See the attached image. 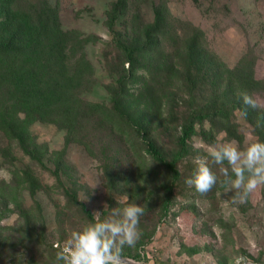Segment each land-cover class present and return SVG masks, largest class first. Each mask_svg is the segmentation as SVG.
I'll return each mask as SVG.
<instances>
[{
    "label": "rangeland",
    "instance_id": "1",
    "mask_svg": "<svg viewBox=\"0 0 264 264\" xmlns=\"http://www.w3.org/2000/svg\"><path fill=\"white\" fill-rule=\"evenodd\" d=\"M48 1L59 10L68 48L74 49L68 50V59L61 58L60 67L70 71L71 81L63 80L62 95H54V102L67 100L74 111L82 109L77 120L82 125L72 132V124L60 115L62 109L48 110L50 116L44 112L28 117L27 122L22 104L14 103L23 110L20 116L30 139L22 146L9 129L0 127V264H62L56 256L63 242L90 223L73 195L93 214L101 212V218L114 207L143 205L142 236L135 248L124 249L127 258L137 257L131 259L142 264H234L243 257L264 264V185L246 203L234 202L235 192L227 190L220 171L228 168L231 175L227 163L212 166L217 184L207 194L185 183L195 170L193 157L204 155L208 145L235 141L243 150L258 140L242 111L232 114L237 131L221 130L207 137L199 130L190 141V155L178 162L180 178L175 181L147 153L133 123L136 118L144 122L157 146L172 158L180 134L177 119L180 122L188 109L182 101L187 87L173 74L179 97L177 104L170 105L171 93L161 84L164 69H157L156 76L152 66L162 61L164 47L173 55H184L183 39L196 32L222 67L238 70L241 66L239 72L245 77L253 72L262 88H255L251 97L264 109V0H129L116 35L109 22L110 8L117 0ZM155 6L167 8L171 26L167 36L160 38L161 48L148 51L146 33L155 22ZM118 39L128 44L132 40L139 49L141 68L134 75ZM73 63L75 68L70 66ZM122 75L128 78L125 89L119 84ZM10 76H2L0 88L3 96L8 95L4 102L11 104ZM23 84L20 78L15 86L20 90ZM113 94L120 103L118 111L113 109ZM146 98L151 99L150 106ZM170 115L172 120L165 123ZM210 127L206 122L205 128ZM196 144L202 145L199 152L194 150ZM165 186L173 189L166 215L161 204Z\"/></svg>",
    "mask_w": 264,
    "mask_h": 264
},
{
    "label": "trees",
    "instance_id": "2",
    "mask_svg": "<svg viewBox=\"0 0 264 264\" xmlns=\"http://www.w3.org/2000/svg\"><path fill=\"white\" fill-rule=\"evenodd\" d=\"M128 1L117 0L112 3L109 28L114 35L118 33L117 23L121 22V18L128 8ZM152 2L155 3L156 0H152ZM155 15V22L151 30L146 33V50L148 49V51L150 48L160 49L162 44L160 38L162 35L166 37L169 30L170 21L167 8L155 6ZM123 25L126 29L124 23ZM202 39V35L198 32L187 35L183 39L185 43L184 55H173L167 51V47H164L166 50L162 51L160 64L156 63L154 67L152 64L150 65L156 70L153 69L156 76H158L157 69H164L163 75L166 77L163 78L161 84L165 86L169 94L171 93L167 97L170 105L177 104V97H179L174 90L175 75L179 76L178 79L182 78L185 83L184 87H187V95H182V101L188 106V109L182 114L180 122L177 119L180 134L177 137L178 149L172 158H168L167 154L157 146L144 122L138 118L133 121L136 126L135 130L139 132L147 146V153L173 175L174 181L180 178L178 162L190 155V141L199 133V130L207 137L208 135L213 137L216 132L221 130L229 133H232L233 130L237 131L232 120V114L236 109H240L248 121L253 124L258 137L257 141L264 142V109L258 108V106L251 108L245 105L242 99L244 94L251 96L255 88H262L261 82L256 80L253 72L249 77L243 76L239 72L241 66L238 70L236 67L232 69L222 67L215 61L209 47L204 45ZM129 41L128 44L123 39H118L117 43L121 55H124L130 64L131 74L134 75L141 68V63H139L141 55L139 49L132 46L133 41ZM69 43L67 34L61 29L59 10L48 0H0V80L2 76L11 75L9 97L13 101L11 104L4 102L8 95L3 96L2 94L5 92L0 88V107L5 104L3 110H0V127L9 129L12 138L17 139L22 146H25L30 138L28 136L26 138L27 128L24 127L20 116L23 110H19L14 104L15 102L22 104L27 122L29 121L28 117L37 118L44 112L46 116H50L48 110L56 113L58 109H62L63 112L60 115H63L72 124V132L82 125V121H77L83 115L82 109L78 113V109L76 108L74 111L69 101L63 100L56 103L53 97L55 95L58 98L62 95L63 80L71 81L70 71L60 67L61 58L66 56L68 59V50L69 52L74 50L68 48ZM167 56L170 58L168 59ZM43 64H45L44 69L40 67ZM70 66L75 68L74 63ZM150 66L146 65L144 68L150 71ZM20 78L24 81V88L18 90L15 83ZM127 82L128 78L122 75L119 80L121 89H125ZM118 94L125 96L122 92ZM74 95L77 94L74 93ZM113 101V109L118 111L120 103L114 94ZM146 105H151V99L146 98ZM141 111L140 108L138 112ZM72 113H75L74 121H72ZM123 114L124 112L121 117ZM172 117L173 115H170L169 120H166L165 123L170 122ZM206 122L210 123V129L205 128ZM219 122L222 124L217 126ZM165 123L160 122L159 125L165 126ZM26 151L28 152L27 149ZM35 158L39 157L35 156ZM165 187L167 193L161 204L166 215L172 203L173 189L171 186ZM34 194L35 190L31 192L32 196ZM17 196L18 193L15 197L17 198ZM72 200L76 204L78 203L89 222H93V212L78 200L77 195H73ZM128 257L137 259V257L129 255Z\"/></svg>",
    "mask_w": 264,
    "mask_h": 264
},
{
    "label": "clouds",
    "instance_id": "3",
    "mask_svg": "<svg viewBox=\"0 0 264 264\" xmlns=\"http://www.w3.org/2000/svg\"><path fill=\"white\" fill-rule=\"evenodd\" d=\"M242 99L245 105L257 107L250 95L244 94ZM193 147L199 152L202 145ZM204 151V155L193 157L195 170L185 179L186 185L194 187L201 195L207 194L217 184L212 166L225 163L230 167L231 175L228 168L220 171L225 177L223 184L227 190L235 192L237 199L234 202L246 203L249 195L264 185V142H252L243 150L235 141L221 142L208 145ZM144 214L145 207L137 203L123 208L114 207L106 218H101V212H95L93 222L74 231L63 242L57 261L62 264H130L124 249L135 248L140 240V221ZM242 260L237 258L234 264H241ZM136 264L142 262L137 261Z\"/></svg>",
    "mask_w": 264,
    "mask_h": 264
},
{
    "label": "water",
    "instance_id": "4",
    "mask_svg": "<svg viewBox=\"0 0 264 264\" xmlns=\"http://www.w3.org/2000/svg\"><path fill=\"white\" fill-rule=\"evenodd\" d=\"M128 259L130 261V264H136V262H137V261H135V260H133L131 258H128ZM243 259L245 260L246 264H252L246 259V257H243ZM245 262H244V264H245Z\"/></svg>",
    "mask_w": 264,
    "mask_h": 264
}]
</instances>
